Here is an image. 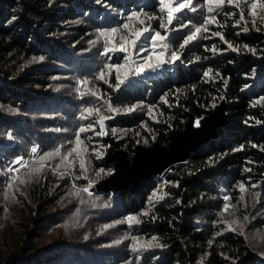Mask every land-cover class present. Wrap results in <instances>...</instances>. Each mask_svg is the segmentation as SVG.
Wrapping results in <instances>:
<instances>
[{"label":"trees","instance_id":"trees-1","mask_svg":"<svg viewBox=\"0 0 264 264\" xmlns=\"http://www.w3.org/2000/svg\"><path fill=\"white\" fill-rule=\"evenodd\" d=\"M253 2L192 0L168 25L160 0H0V264H264V9L253 16ZM157 32L162 64L147 42ZM221 101L224 123L186 163L133 191L91 190L114 143L129 159L167 145ZM230 211L244 230L221 224Z\"/></svg>","mask_w":264,"mask_h":264},{"label":"water","instance_id":"water-1","mask_svg":"<svg viewBox=\"0 0 264 264\" xmlns=\"http://www.w3.org/2000/svg\"><path fill=\"white\" fill-rule=\"evenodd\" d=\"M225 106L224 101L218 103L208 114L198 119L197 125L194 116L190 115L183 129L169 133L167 145H137L131 159L125 150L117 148L114 143L106 154L112 161V171L106 178L95 182L92 190L133 191L150 177L160 178L167 171L186 163L192 151L216 136L217 128L225 121Z\"/></svg>","mask_w":264,"mask_h":264},{"label":"snow or ice","instance_id":"snow-or-ice-1","mask_svg":"<svg viewBox=\"0 0 264 264\" xmlns=\"http://www.w3.org/2000/svg\"><path fill=\"white\" fill-rule=\"evenodd\" d=\"M227 2H228L229 4H233V3H235V5H236L237 7H239V0H227ZM160 3H161V5H162V10H166V11H167V21H168V25H171L172 22H173V19L176 18V14H177V13H181L184 9H191V10L195 11V8H192V0H160ZM206 3H207L208 5H215L216 8H219L220 6H222V5L225 3V0H206ZM258 7L264 9V3L260 2V0H256V2H253V3L251 4V12H252V15H253V16H256V15H257L256 9H257ZM207 10H208V12H213V11H214V8L211 7V6H209ZM242 18H243V17H242ZM209 22H212V19H209ZM125 27H128V26L125 25ZM161 27H165V25L162 24ZM147 31H149L148 28H145V29H143L142 31H137V32H135V33H134V36L136 37V39H134V40L132 41V44L135 45V44H136V41L140 38V36L143 34V32H147ZM113 32H115V29L113 30ZM199 32H200V28H197V29L195 30V33H199ZM195 33L192 34V35H189V36L185 39V41H184V44H185V45H186L187 43H189L191 40H194V39L196 38ZM102 35H104V33H102ZM217 35H218V33H217ZM125 39H126V38H125ZM150 39H151L153 42H156V41H163V40L166 39V37H165V36H162L159 32H157V33H155L152 37H150ZM152 46H153V48H155L156 44L153 43ZM182 46H183V45H182ZM120 50H121V51L126 50V49L124 48V45H123V44H121ZM173 56H174L176 59H179V56L176 55V53H173ZM157 59L159 60V63H161V64L165 62L163 59H160V57H157ZM157 66H158V65H153L152 63H148V67H149V68H154V67H157ZM139 71H143V68H140ZM100 78L103 79V74L101 75ZM118 79H119V77H118ZM120 83L122 84V83H124V81H123V80H120ZM117 87H119V84L117 85ZM86 111H87L89 114H91L92 109H87ZM80 131L83 132V131H86V129H85V128H81ZM101 134H103V133H101ZM78 143H79V140H78ZM36 151H37V149L34 147V148L32 149V152L35 153ZM75 151H76L75 148L72 149V152H75ZM71 154H72V153H69V155H71ZM52 155H59V152L57 151V152H55L54 154H51V153L48 154V158L50 159V158L52 157ZM43 159H44V157H41V160H43ZM21 160H22V158L16 160L15 163H16V164H20V163H21ZM41 167H43V165H42ZM9 171H14V169H11V168H10ZM13 179H15V178H13ZM21 183H24V181L21 180ZM240 190H241L242 192L245 191V188H244L243 185H241ZM84 191H87V189H85ZM225 199H227V197H225ZM228 208H229V205L226 204V205L224 206V211H227ZM127 219H128L129 222H132V221H135V220H136V218H135V217H132V216L128 217Z\"/></svg>","mask_w":264,"mask_h":264},{"label":"rangeland","instance_id":"rangeland-1","mask_svg":"<svg viewBox=\"0 0 264 264\" xmlns=\"http://www.w3.org/2000/svg\"><path fill=\"white\" fill-rule=\"evenodd\" d=\"M154 35V33H152L151 35H150V37H152ZM148 44H150V45H153V43H155L156 44V46H155V48H153L152 47V49L154 50V52H153V57H156L157 56V54L161 51V43H159L160 41H156V42H153L151 39H148ZM166 53H167V50L166 49H162V51L160 52V55H163L164 56V58H166ZM124 54V53H123ZM157 57H160V56H157ZM157 57L155 58V61H156V59H157ZM127 58H129V54H128V56H125V66L126 65H129V62H127L126 60H127ZM160 59H162V58H160ZM133 60V58L131 59V61ZM163 60H165V59H163ZM155 61H153V62H155ZM153 62H151V63H153ZM157 62H159V61H157ZM119 67L120 66H117L116 67V70L118 71V69H119ZM140 68H143V71H139V69ZM145 70H148V68H145V66H143V67H134V64H133V72L134 73H137V75H140V74H142ZM63 83L66 85V82H64L63 81ZM101 127H102V130L104 131L105 130V125H104V120L103 119H101ZM197 122H198V119H195V125H197ZM141 145H144V146H150L151 144H149V145H145V144H141ZM16 160H18V159H16ZM182 165V164H181ZM178 166H180V165H178ZM177 166V167H178ZM50 167V166H49ZM176 167V168H177ZM175 168V169H176ZM111 171H112V167L110 168V169H108L106 172H105V177L104 178H106L108 175H109V173H111ZM103 179V178H102ZM101 180V179H100ZM99 181V180H98ZM97 182V181H96ZM95 183L93 182V185H94ZM93 185L91 186V190H92V188H93ZM238 216L236 215V213L235 212H228L226 215H223L222 216V218L220 219V222H221V224L223 225V226H226V227H235L236 226V224L238 223L237 222V218ZM117 224L119 225L120 224V221H118L117 222ZM245 223L243 222V223H240V224H238L235 228L236 229H240V230H244L243 228H245ZM247 232H248V236H249V239H250V241H252V240H254V241H259L260 242V239H259V235H260V233H261V231L260 230H256V231H251L250 229H248V230H246ZM6 243V241L5 242H3V245H2V250H3V252L6 250V246L4 245Z\"/></svg>","mask_w":264,"mask_h":264},{"label":"clouds","instance_id":"clouds-1","mask_svg":"<svg viewBox=\"0 0 264 264\" xmlns=\"http://www.w3.org/2000/svg\"><path fill=\"white\" fill-rule=\"evenodd\" d=\"M161 177H162V176H161ZM161 177H160V178H161Z\"/></svg>","mask_w":264,"mask_h":264}]
</instances>
